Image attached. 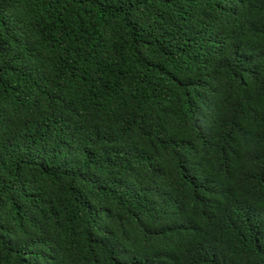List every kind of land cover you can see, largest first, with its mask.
Here are the masks:
<instances>
[{"label":"trees","instance_id":"1","mask_svg":"<svg viewBox=\"0 0 264 264\" xmlns=\"http://www.w3.org/2000/svg\"><path fill=\"white\" fill-rule=\"evenodd\" d=\"M0 264H264V0H0Z\"/></svg>","mask_w":264,"mask_h":264}]
</instances>
